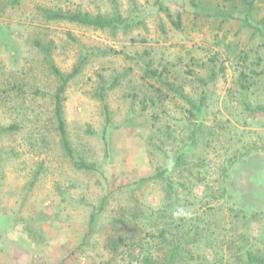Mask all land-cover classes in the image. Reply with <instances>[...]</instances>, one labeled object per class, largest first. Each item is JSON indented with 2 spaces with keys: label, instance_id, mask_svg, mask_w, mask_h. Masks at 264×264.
Here are the masks:
<instances>
[{
  "label": "rangeland",
  "instance_id": "obj_1",
  "mask_svg": "<svg viewBox=\"0 0 264 264\" xmlns=\"http://www.w3.org/2000/svg\"><path fill=\"white\" fill-rule=\"evenodd\" d=\"M5 2L0 264H163L174 249L175 264L264 255V111L248 108L264 106V35L241 17L197 16L189 0ZM39 6L116 9L135 21L129 30L96 29L48 21ZM252 14L264 29V2ZM50 64L66 74L82 66L63 109L74 153L93 169L76 167L63 148ZM171 85L195 102L206 94L203 111ZM187 150L168 180H144Z\"/></svg>",
  "mask_w": 264,
  "mask_h": 264
},
{
  "label": "trees",
  "instance_id": "obj_2",
  "mask_svg": "<svg viewBox=\"0 0 264 264\" xmlns=\"http://www.w3.org/2000/svg\"><path fill=\"white\" fill-rule=\"evenodd\" d=\"M22 0H7L5 2L6 6H16L21 3ZM189 2L196 8L197 16L206 15V17H221L223 20L228 19H236V17H241L243 21L249 26L255 27L262 35H264V29L259 26L254 25L251 22V16L253 15V11L255 9L256 4L264 2V0H224V7L217 6L212 8L210 6L204 5V0H189ZM209 9V10H208ZM39 10L42 12L43 16L46 20H60V21H69L75 22L79 24H83L86 26H92L96 29H110L112 31L115 30H129L134 26V21L131 17L125 16L119 10L114 9L111 13L104 14L101 12L93 13L91 11H86L82 9H74V10H64L62 8H52L39 6ZM204 10H208L211 12H204ZM176 26L180 27L181 18L178 17V20L174 22ZM40 44V43H39ZM41 45V44H40ZM50 70L59 80V84L57 87V91L54 95L55 100V117L57 120L58 131L61 137L63 148L66 154L72 158L74 164L78 168L84 169H93L95 167L94 164H88L83 158L77 157L74 153V149L71 145L69 134L67 132L66 121L64 118V109H63V101H64V93L69 81L72 77L76 76L80 71L82 66L78 65L74 70L68 74L61 71L54 64H50ZM146 72L149 75H158L157 70H154L150 67L146 69ZM245 85V84H244ZM176 93H178L181 97L185 98L187 102L191 105L192 110L196 113H201L203 111L205 102L207 100V95L203 94L199 102H195L194 100L188 98L179 88L174 85L170 86ZM106 86H102L100 95L102 98L105 97ZM1 100V94H0ZM248 108L254 112H262L264 111V106L257 105L255 107L248 106ZM105 114H106V128L104 133L107 130V127L110 122V113L108 107L105 106ZM199 131V123H194L190 132L191 138V147L196 144L197 137ZM190 147V148H191ZM187 151L179 153L172 161L168 163L167 166L158 169L153 175L145 178L144 180L150 179H161L168 180V176L171 172L184 168L186 163ZM172 186V184H171ZM173 187V186H172ZM104 201L101 203L100 210L103 209ZM99 212L94 211L91 213L90 223L92 225L91 234L93 233L95 226L94 223L97 221ZM91 235L88 236L90 238ZM120 240L125 242L120 236ZM177 257V249H174L163 261V264H175V260ZM246 264H264V255H260L253 251H248L246 253Z\"/></svg>",
  "mask_w": 264,
  "mask_h": 264
}]
</instances>
